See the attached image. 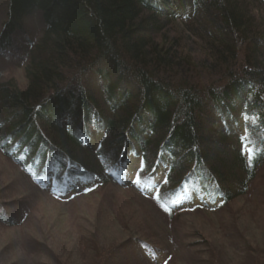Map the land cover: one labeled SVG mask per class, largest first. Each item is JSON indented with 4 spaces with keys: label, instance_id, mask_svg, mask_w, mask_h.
<instances>
[{
    "label": "trees",
    "instance_id": "trees-1",
    "mask_svg": "<svg viewBox=\"0 0 264 264\" xmlns=\"http://www.w3.org/2000/svg\"><path fill=\"white\" fill-rule=\"evenodd\" d=\"M0 9V60L23 75L20 86L0 72V156L37 191L68 204L111 185L169 218L213 214L246 194L264 165V0H2ZM175 23L181 35L163 37ZM12 205L0 202V229L27 222L31 208L18 216ZM19 241L26 260L39 254ZM127 246L141 264L175 257L141 239ZM114 250L87 264L110 263Z\"/></svg>",
    "mask_w": 264,
    "mask_h": 264
},
{
    "label": "rangeland",
    "instance_id": "rangeland-1",
    "mask_svg": "<svg viewBox=\"0 0 264 264\" xmlns=\"http://www.w3.org/2000/svg\"><path fill=\"white\" fill-rule=\"evenodd\" d=\"M3 18L0 9V27ZM27 22L31 32L34 23ZM167 31L163 37H178L183 27L175 23ZM0 72L2 78L23 85L17 63L0 60ZM1 201L12 203L10 208L16 209L18 216L24 211L30 213V208L31 213L24 226L0 229V264H87V256L102 248L106 252L115 248L108 264H141L137 249L127 246L134 239L158 247L163 258L174 255L167 264L264 262V256H258L259 251H264V165L246 194L223 209L213 214L197 212L169 218L155 202L111 185L68 204L54 202L0 156ZM22 235L28 237L32 249L40 248L39 254L26 260L17 251L15 243L18 245ZM119 245L123 249L117 252Z\"/></svg>",
    "mask_w": 264,
    "mask_h": 264
}]
</instances>
